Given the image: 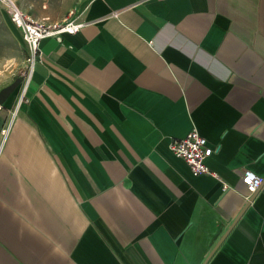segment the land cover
<instances>
[{"label":"crops","instance_id":"crops-1","mask_svg":"<svg viewBox=\"0 0 264 264\" xmlns=\"http://www.w3.org/2000/svg\"><path fill=\"white\" fill-rule=\"evenodd\" d=\"M73 17L31 72L2 20L0 77L20 74L0 85V264H264V182L247 200L242 180L264 177V0H83ZM191 130L227 190L170 149Z\"/></svg>","mask_w":264,"mask_h":264},{"label":"built area","instance_id":"built-area-1","mask_svg":"<svg viewBox=\"0 0 264 264\" xmlns=\"http://www.w3.org/2000/svg\"><path fill=\"white\" fill-rule=\"evenodd\" d=\"M0 4L5 8L12 22L20 29L22 38L27 46V71L31 72L39 59H42L41 42L43 39L63 33H76L83 22L75 17L66 18L62 22H55L49 19H37L28 11L24 10L17 0H0ZM4 106L0 103V111ZM4 133L6 130H3ZM170 149L179 157L184 158L194 175L210 174L222 182L223 190H227L229 185L210 168L207 159L215 152V148L209 145L208 139L197 130H191L182 138H172L169 143ZM242 180L246 184L249 194L247 200L258 191L264 182V177L251 169L244 168Z\"/></svg>","mask_w":264,"mask_h":264},{"label":"rangeland","instance_id":"rangeland-1","mask_svg":"<svg viewBox=\"0 0 264 264\" xmlns=\"http://www.w3.org/2000/svg\"><path fill=\"white\" fill-rule=\"evenodd\" d=\"M83 0H18V2L30 12H32L38 19H49L55 22H62L66 18L73 17L75 13H78L81 3ZM9 15L5 8L0 4V32L6 30L4 26V22L2 20H6ZM7 45V46H5ZM10 42L8 39H4L0 37V53L5 50L6 47H10ZM13 48L14 45H11ZM0 67H4L0 65ZM9 66H5L4 70L9 74V78L0 77V85L9 82L12 78H17L18 71H16V67L12 66V72L10 71ZM0 74L2 72L0 71ZM24 76V75H23ZM26 77V74H25ZM7 78V79H6Z\"/></svg>","mask_w":264,"mask_h":264}]
</instances>
